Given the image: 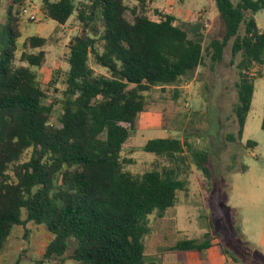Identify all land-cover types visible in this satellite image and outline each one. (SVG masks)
Wrapping results in <instances>:
<instances>
[{"label":"trees","instance_id":"16d2710c","mask_svg":"<svg viewBox=\"0 0 264 264\" xmlns=\"http://www.w3.org/2000/svg\"><path fill=\"white\" fill-rule=\"evenodd\" d=\"M6 1L5 21L0 23V255L12 229L32 223L51 234L38 264H160L145 253L144 238L151 233L147 217L154 212L164 216L177 192L184 190L180 169H174L179 167L171 166L182 160L183 145L177 138L148 140L142 150L169 166L137 176L124 171L130 160L121 152L146 108L144 94L192 80L204 61L201 43L190 39L172 15L148 17L145 0H136L131 21L122 0H40L46 19L62 26L75 14L80 25L68 47L60 112L51 123L56 102L45 101L29 68L44 64L41 48L47 40L28 38L19 57L23 65L17 66V9L22 0ZM213 2L224 33L209 43L211 63L222 61L232 39L231 60L241 56L232 109L237 128L227 136L235 142L242 137L253 95V79L244 71L252 64L264 66V33L254 19L264 10V0ZM91 63L105 73H96ZM245 146L256 144L248 140ZM189 154L196 169L210 179L209 154ZM71 241L75 247L68 255ZM212 245L205 234L166 250L203 252Z\"/></svg>","mask_w":264,"mask_h":264},{"label":"rangeland","instance_id":"374dc122","mask_svg":"<svg viewBox=\"0 0 264 264\" xmlns=\"http://www.w3.org/2000/svg\"><path fill=\"white\" fill-rule=\"evenodd\" d=\"M122 1L129 9L126 18L131 21L130 9L137 5V1ZM231 1L237 3V0ZM145 6L146 15L152 20L159 19L156 14L172 15L175 24L186 30L190 39L199 40L204 55L203 64L196 69L192 80L174 86L155 87L144 94L146 108L139 115L138 128L134 132L136 138L129 141L121 152L124 159L130 160L124 165V171L137 176L169 166L165 159L142 150L147 140L163 136L177 138L183 145L182 160L171 166L179 167L174 169H180L178 178L184 181V190L177 192L174 206L164 216L154 212L147 217L151 233L144 238L146 256L154 259L159 247L185 239L201 240L205 234H212L220 240L221 249L228 258L246 264H264L263 245L250 243L258 236L264 238V131L261 130L264 66L252 64L244 71L249 79H253L251 105L241 139L227 141V136L235 135L237 128L232 109L237 102V66L241 56L231 60L232 39L224 48L222 61L211 63L207 50L209 43L224 33L223 22L213 0H145ZM6 8L7 1L1 0L0 23L5 21ZM20 9L35 15L36 20L30 21L23 10L20 14ZM17 11L20 31L16 41L17 66L23 65L19 57L28 38L36 36L47 40L41 48L45 53L44 64L40 68H29L46 96L45 101L56 102L51 117V123H54L65 90L69 43L78 34L80 25L75 14L62 26L46 19L40 0H22ZM254 19L258 30L264 33V10L257 12ZM243 31L241 24L239 35ZM91 67L96 73H105L92 63ZM248 140L256 146L247 148L245 143ZM190 150L209 154L210 179L207 180L196 169ZM29 154V150L25 152L22 161ZM243 167H246L244 171ZM50 239L51 234L42 225L28 223L25 229L14 227L6 249L0 255V264H38ZM74 247V241L69 242L68 255ZM63 264L75 263L66 260Z\"/></svg>","mask_w":264,"mask_h":264},{"label":"crops","instance_id":"0c3cea01","mask_svg":"<svg viewBox=\"0 0 264 264\" xmlns=\"http://www.w3.org/2000/svg\"><path fill=\"white\" fill-rule=\"evenodd\" d=\"M135 138H136V134H133L132 137L125 142L123 147L129 141H134ZM158 138H166V137L159 136ZM210 237L212 238L213 245L203 252H169L166 249L170 246H173L170 245L166 247H159L157 256L153 258L159 261L160 264H239L235 262V259L228 258L224 254V251L221 249V244L219 243L220 240L217 238V236L211 234ZM258 237L254 241L250 240V243L252 245H254V243L255 244L260 243L261 245H263L262 247H264V238L261 236ZM183 254H187V255H183ZM260 255L262 256V254ZM236 261H239L241 264H246V262L244 263L243 261L240 260H236Z\"/></svg>","mask_w":264,"mask_h":264},{"label":"built area","instance_id":"2783aa9c","mask_svg":"<svg viewBox=\"0 0 264 264\" xmlns=\"http://www.w3.org/2000/svg\"><path fill=\"white\" fill-rule=\"evenodd\" d=\"M23 10V9H22ZM22 10H21V12H22ZM23 13L25 14V16H27L28 17V19L30 20V21H35L36 20V18H35V15H32L31 13H27V11L24 9L23 10ZM163 15H168V14H164L163 13ZM159 18H160V16H158Z\"/></svg>","mask_w":264,"mask_h":264}]
</instances>
